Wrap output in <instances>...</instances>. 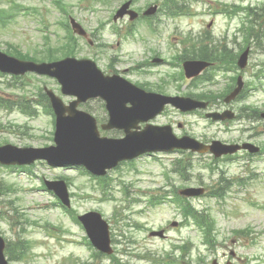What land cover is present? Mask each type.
Listing matches in <instances>:
<instances>
[{
    "label": "rangeland",
    "instance_id": "1",
    "mask_svg": "<svg viewBox=\"0 0 264 264\" xmlns=\"http://www.w3.org/2000/svg\"><path fill=\"white\" fill-rule=\"evenodd\" d=\"M109 1L111 6H96L99 11L91 13L83 10L79 0H63L70 15L87 31H92L99 40L98 44L115 45V48H112L113 51L107 48L102 50L106 55L102 54L101 49L98 48L100 51L97 53L100 55L93 56L94 51L81 41L78 57L92 59L97 57V65L105 73H107L106 67L110 65L108 59L112 57L115 59L113 70L135 85L144 83L154 86L160 84L162 78L166 79L167 74L177 72L166 66L146 68L150 70L148 75L133 72L134 68L153 53L159 54L163 59L171 58L174 53L165 46L174 41V36L179 38L181 35L191 34L194 38L198 37L201 40L200 38H204L207 34L213 39L214 44H225L228 49L239 51L243 46L244 36L238 32L240 18L229 23V20L222 15H210L212 10L216 9V4H230L234 0H191L189 3L191 16L176 19L160 16L161 31L166 28L163 31L165 42L158 40V38L162 39L161 36L149 35L143 24L133 22L131 25L135 30L134 34L137 38L143 37L144 41L139 40V42L134 38H128L121 40V43L117 42L115 36L108 33L106 27L97 31L96 34L94 31L95 28L101 27V24H106L110 11L119 7L125 0ZM155 1L159 0H137L134 9L141 11L144 4ZM19 3L28 8H39L41 4L49 6L52 10L50 19L53 22L60 19L58 13L52 9L51 0H20ZM240 3L241 0H237L233 4ZM242 4L259 8L264 4V0H248ZM7 7V3L2 0L0 8L7 9ZM259 14L262 15V20L260 25H256L259 26L255 30L257 37L248 38L247 42L251 51L248 65L242 72L244 85L248 88V100L234 103L232 106L235 110L245 106L248 109L253 107L264 112V12ZM19 16L7 28H0V50L5 51L6 43H12L19 46L23 52L35 53L38 58H42L45 53L40 48L41 35L34 29L37 26L34 17L26 13L22 15V12ZM212 20L213 24L208 29L207 25ZM121 22L126 31L127 20ZM58 34L62 36L64 32L58 31ZM204 42L207 44V41ZM232 75L233 73L225 75L220 73L215 78L217 84L206 85L196 93L200 91L219 93L230 83ZM255 76H258V79ZM43 86L53 90L65 103L72 99L62 96L56 82L45 77L26 75L13 80L10 76H0V98L22 103L28 110L36 113L30 118L26 113L24 115L18 110L8 112L0 108V143L6 140L17 147L34 148L52 144V135H50L52 118L41 106H38L41 100L37 88ZM165 91L169 94L177 91L186 93L190 89L186 86L177 89L171 84L165 87ZM21 98H25V101L21 102ZM85 105L91 109L88 112L97 119L99 124L102 121L106 122L107 112L102 101L91 100ZM212 109L217 110V107L212 105ZM256 118L244 122H231L228 126L230 129L226 130L227 126L205 120L200 113L182 115L168 108L164 114L153 121V124H169L174 128L175 134H179L180 131L175 124L180 121L184 124L183 131L198 140L230 142L238 138L251 137L252 143L258 146L264 144V121ZM100 135L119 138L123 136V133L111 130L100 131ZM177 160H181L182 166L191 164L184 173L185 182L171 171ZM214 163L210 155L188 156L172 153L142 157L136 160L133 166L121 165L107 174L110 190L105 195L98 191L88 176L80 172L81 167L54 168L38 162L30 169L38 174V178L28 176L30 175L28 172L0 167V183L16 190L14 194L7 193L0 198V236L10 243L20 239L26 242L25 256L21 261L13 259L18 250L10 246L9 264H110L106 260L101 261L92 256V251L85 242L83 228L60 207L57 201L55 202L56 198L52 193L41 186L42 178L51 181L64 177L73 183L69 190L76 196L70 198L71 209L77 215L90 211H96L102 215L110 225L111 236H114L118 242L117 245H113V248L116 251L114 255L121 264H157V261L167 257L166 254H171V238L165 242L158 238H150L147 232L137 226L156 230L157 227H164L171 221H180L181 217L179 209L172 203L165 202L154 207L147 202V197L163 195L172 187L177 189L188 185L195 186L200 182L210 191L217 186L221 176L239 179L248 178L251 175H254L256 179L250 181L244 191H235L236 187H233L221 202L212 198L191 201L197 210L210 212L215 222L217 244L221 242L236 252L241 258V262L236 264H244L242 262L244 258L248 259L247 264H264V156L253 158L247 163L242 159ZM25 187L29 189L28 192L25 191ZM82 188H84L83 192L80 191ZM8 202H13L16 209H20L19 212L15 213L9 208ZM247 228L252 229V235L241 237L239 244L231 245V240L235 238L232 232L246 231ZM171 237H180L179 239L189 242L190 264H199L197 261L199 254H202L207 262H210L213 256H217L216 252L206 251L202 245L201 235L196 229L183 227L178 231L173 230ZM245 240L248 244H245ZM142 255L148 257L137 261L138 256ZM171 256L175 260L179 258V253L174 252Z\"/></svg>",
    "mask_w": 264,
    "mask_h": 264
},
{
    "label": "water",
    "instance_id": "2",
    "mask_svg": "<svg viewBox=\"0 0 264 264\" xmlns=\"http://www.w3.org/2000/svg\"><path fill=\"white\" fill-rule=\"evenodd\" d=\"M243 61V60H241ZM239 62V65L243 67V63ZM196 64V63H195ZM30 64L25 63V68ZM187 64L185 66L186 72L189 71L190 67ZM198 65V64H197ZM32 66V65H31ZM59 66L61 71L55 69L52 75L58 77L60 82L63 84L64 89L72 94L78 96L80 101L86 100L88 97H96L101 96L106 100L108 104V109L111 113V117L116 119V121L110 122V126H116L117 128H124L129 135V131L131 128H136L139 122H143L155 115L159 111L162 106V101L155 97H148L136 90L126 86L125 84L117 81V80H104L100 77L98 73H96L92 67L87 64H75L73 62H63L56 66ZM6 67H10L13 69L20 68L23 69L24 64L18 63L14 60L1 59L0 58V68L6 69ZM54 66H49L47 68H53ZM196 71L191 76H195L202 69V64L195 66ZM48 72V71H46ZM189 76V77H191ZM228 101V100H227ZM126 102L131 103L132 108H130V115L120 118L121 112L125 111ZM74 107V106H73ZM158 107V110L152 114H150L151 109L155 110ZM73 108L68 109L69 117H60L57 121V152L63 151L65 148L67 151L70 149L67 148V134H75V135H83L87 140V149L88 152L94 156L95 158H101L102 161L96 163H91L90 168H92L96 172H102L105 169H109L117 164L118 161L126 159L130 157L131 154H137L135 150L139 149L136 147L137 145H132L133 148L128 147L126 141L120 143L107 142L105 140H99L97 134L95 132L94 123L91 119L84 116L81 113L75 112L72 110ZM137 110H142L143 114L140 116H134L133 113ZM152 110V111H153ZM160 133V132H158ZM66 134V135H65ZM147 134L154 135L150 131H147ZM136 138H133V143L136 142ZM148 140V138H147ZM139 143V142H138ZM172 142L167 141L165 146H172ZM162 146V145H161ZM69 147V146H68ZM70 148V147H69ZM120 149V150H119ZM231 152V151H230ZM54 154V152H52ZM74 153V152H71ZM119 154V155H118ZM218 155V154H217ZM132 156V155H131ZM47 160L51 159L47 155L42 156ZM4 162L11 163L13 162V158L9 156V158H5ZM17 163H26L28 160L25 158H21L16 161ZM77 163L78 161L75 160ZM89 165V164H88ZM94 219L97 222V218L85 217L84 221L87 224L88 230L92 231V220ZM94 221V223H95ZM105 231V226L103 227ZM101 236L96 235V245L101 249H106V244L102 242ZM3 251V241L0 239V264H6L3 261L2 257Z\"/></svg>",
    "mask_w": 264,
    "mask_h": 264
},
{
    "label": "trees",
    "instance_id": "3",
    "mask_svg": "<svg viewBox=\"0 0 264 264\" xmlns=\"http://www.w3.org/2000/svg\"><path fill=\"white\" fill-rule=\"evenodd\" d=\"M171 7V6H170ZM202 48V47H201ZM70 52H66V54H69ZM202 55L199 56L201 59H209L211 57H213V59H217L220 61H223V56L222 55H226V53H223L221 51H219V49L213 47V48H205L202 53Z\"/></svg>",
    "mask_w": 264,
    "mask_h": 264
},
{
    "label": "bare ground",
    "instance_id": "4",
    "mask_svg": "<svg viewBox=\"0 0 264 264\" xmlns=\"http://www.w3.org/2000/svg\"><path fill=\"white\" fill-rule=\"evenodd\" d=\"M143 114V111L142 110H137L133 113L134 116H140ZM121 118V116H119Z\"/></svg>",
    "mask_w": 264,
    "mask_h": 264
}]
</instances>
